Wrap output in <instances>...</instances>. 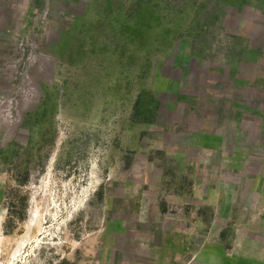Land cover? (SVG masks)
I'll use <instances>...</instances> for the list:
<instances>
[{
    "label": "rangeland",
    "instance_id": "obj_1",
    "mask_svg": "<svg viewBox=\"0 0 264 264\" xmlns=\"http://www.w3.org/2000/svg\"><path fill=\"white\" fill-rule=\"evenodd\" d=\"M0 264H264V0H0Z\"/></svg>",
    "mask_w": 264,
    "mask_h": 264
}]
</instances>
